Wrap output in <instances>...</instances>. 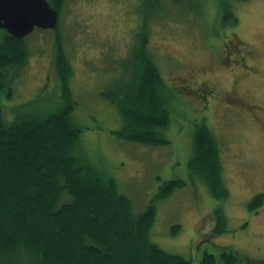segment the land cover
<instances>
[{"label": "rangeland", "instance_id": "rangeland-1", "mask_svg": "<svg viewBox=\"0 0 264 264\" xmlns=\"http://www.w3.org/2000/svg\"><path fill=\"white\" fill-rule=\"evenodd\" d=\"M227 1L232 22L225 19L222 0H164L160 14L149 17L147 48L173 90L169 123L162 132L165 145L121 139L115 131L124 123L116 104L104 96L128 77L125 60L141 28L142 0H64L56 26L71 65L69 83L77 104L72 115L82 127L80 160L115 178L136 213L164 182L182 178V187L155 200L150 238L164 251L188 258L189 264H199L205 249L215 253V246L235 250L242 257L237 264H264V0ZM54 33V28H35L24 39L25 64L7 71L13 86L11 99L3 98L7 121L15 112H47L57 106ZM228 38L234 44L240 40L238 46L249 48L253 56L239 49L252 72L236 85L231 78L241 58L230 55L228 66L218 63L219 57H227L223 43ZM203 83L217 92L206 96L197 91ZM232 87L236 94L226 93L230 100L224 102L223 92ZM201 118L219 144L228 194L223 199L214 198L201 178L188 173L192 131ZM257 193L263 194L262 205L250 211L248 202ZM215 207L221 209L225 229L211 234ZM174 224L179 225L175 234L170 229Z\"/></svg>", "mask_w": 264, "mask_h": 264}, {"label": "trees", "instance_id": "trees-1", "mask_svg": "<svg viewBox=\"0 0 264 264\" xmlns=\"http://www.w3.org/2000/svg\"><path fill=\"white\" fill-rule=\"evenodd\" d=\"M63 1H49L58 16ZM222 1L225 19L232 22L230 3ZM163 3L142 0L141 28L125 60L128 77L115 91L104 92L124 123L115 133L127 141L155 146L168 142L162 132L169 123L173 90L147 48L146 25L151 15L160 14ZM54 30L51 66L58 76L57 106L47 112H15L11 121L3 117L7 106L3 98L9 100L13 93L7 71L25 64L24 39L32 32L20 38L0 31V264H189L188 258L164 251L150 238L155 200L182 187V178L164 182L136 213L115 178L80 160L82 127L72 115L77 104L69 83L71 65L57 27ZM194 126L188 173L201 178L214 198H226L217 138L204 118ZM262 202L263 194H255L249 210L256 211ZM211 215L217 220L211 234L224 232L220 207ZM178 227L171 225V232L177 233ZM214 248L215 253L204 250L199 264H237L242 258L232 248Z\"/></svg>", "mask_w": 264, "mask_h": 264}, {"label": "water", "instance_id": "water-1", "mask_svg": "<svg viewBox=\"0 0 264 264\" xmlns=\"http://www.w3.org/2000/svg\"><path fill=\"white\" fill-rule=\"evenodd\" d=\"M58 12L49 0H0V29L22 38L37 27L52 29Z\"/></svg>", "mask_w": 264, "mask_h": 264}, {"label": "flooded vegetation", "instance_id": "flooded-vegetation-1", "mask_svg": "<svg viewBox=\"0 0 264 264\" xmlns=\"http://www.w3.org/2000/svg\"><path fill=\"white\" fill-rule=\"evenodd\" d=\"M235 36V35H234ZM236 39V38H235ZM238 39V38H237ZM236 39V40H237ZM235 40V41H236ZM234 42V40L233 39H230V38H228L223 44V49H225V54L227 55V57H223V58H220L219 57V60L220 61H218V63L220 64V65H224V66H228L227 64H228V59H229V57H230V55H232L233 56V59H238V58H241V61L240 62H238V69L237 70H233L234 71V73H233V76L234 77H232L231 78V80H232V85H236L239 81H241L243 78H245L246 76H247V74L249 75V73H251L252 72V66H248L246 63H245V59L247 58V56L249 55V56H251V51H250V49L248 48H245L244 46V48L243 47H239L238 46V43L239 44H241V42H240V40H237V42L234 44L233 43ZM239 49L240 50H243V53L245 54V55H247L246 57H245V59H244V57L242 56V54L239 52ZM250 59H253V56H251V57H249ZM189 76V75H188ZM203 85H204V87H203V89L200 87V88H196V90L197 91H200L201 92V90H202V93L204 94V95H213L214 93H216L217 91L214 89V88H211V86L208 84V83H203ZM195 90V91H196ZM224 94H222V97H221V99L225 102V100L226 101H228L229 102V100H227V96H226V93L227 94H229V93H235V89H234V87H232V88H230V89H228V91L226 90L225 92H223ZM236 94V93H235ZM204 95H202V97L204 96ZM233 102L236 104V102L233 100Z\"/></svg>", "mask_w": 264, "mask_h": 264}, {"label": "bare ground", "instance_id": "bare-ground-1", "mask_svg": "<svg viewBox=\"0 0 264 264\" xmlns=\"http://www.w3.org/2000/svg\"><path fill=\"white\" fill-rule=\"evenodd\" d=\"M58 24V23H57ZM57 24L53 27V28H55L56 26H57ZM53 28L51 29V30H53Z\"/></svg>", "mask_w": 264, "mask_h": 264}]
</instances>
